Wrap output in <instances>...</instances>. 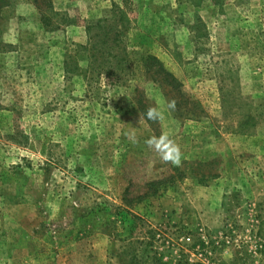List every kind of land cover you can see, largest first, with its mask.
<instances>
[{"label":"rangeland","instance_id":"rangeland-1","mask_svg":"<svg viewBox=\"0 0 264 264\" xmlns=\"http://www.w3.org/2000/svg\"><path fill=\"white\" fill-rule=\"evenodd\" d=\"M0 264H264V0H0Z\"/></svg>","mask_w":264,"mask_h":264},{"label":"clouds","instance_id":"clouds-1","mask_svg":"<svg viewBox=\"0 0 264 264\" xmlns=\"http://www.w3.org/2000/svg\"><path fill=\"white\" fill-rule=\"evenodd\" d=\"M166 107L169 111L175 109V100H169L166 104ZM144 117L146 120L150 121H159L163 119V113L155 106L149 107L144 113ZM158 141L166 142L170 145L171 153L164 155L163 158L166 160H170L174 164L180 163V151L178 146L173 144L167 137L157 138L153 137L147 143L151 146L156 144Z\"/></svg>","mask_w":264,"mask_h":264},{"label":"trees","instance_id":"trees-1","mask_svg":"<svg viewBox=\"0 0 264 264\" xmlns=\"http://www.w3.org/2000/svg\"><path fill=\"white\" fill-rule=\"evenodd\" d=\"M145 62H151L153 63L155 66L158 67V72L160 74H162L163 76H165L164 78H166L167 82H171V84H176V81L175 79L169 74V73H166L163 69H162V66L157 62V60L155 58H152V57H146L145 58Z\"/></svg>","mask_w":264,"mask_h":264}]
</instances>
